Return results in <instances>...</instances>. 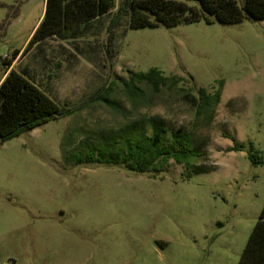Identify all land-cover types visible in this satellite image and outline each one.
<instances>
[{
    "label": "rangeland",
    "instance_id": "rangeland-1",
    "mask_svg": "<svg viewBox=\"0 0 264 264\" xmlns=\"http://www.w3.org/2000/svg\"><path fill=\"white\" fill-rule=\"evenodd\" d=\"M131 0L37 43L15 70L62 110L0 144V264H238L264 207V20L132 28ZM195 5L192 0H184ZM46 0H0V80ZM121 6L125 15L113 19ZM159 69L160 90L133 73ZM102 92V99L90 100ZM221 101L207 105L201 90ZM186 95L197 98L191 103ZM185 137L191 157L131 170L130 149ZM233 138L236 140L234 141ZM236 143L240 152H229Z\"/></svg>",
    "mask_w": 264,
    "mask_h": 264
},
{
    "label": "trees",
    "instance_id": "trees-1",
    "mask_svg": "<svg viewBox=\"0 0 264 264\" xmlns=\"http://www.w3.org/2000/svg\"><path fill=\"white\" fill-rule=\"evenodd\" d=\"M192 1L195 5H189L184 0H131L129 4L131 27L178 26L201 20H205L208 24L264 20V0ZM116 2L117 0H46L44 14L22 56L32 50L37 43L58 37L67 30L111 14L116 8ZM124 15L125 8L121 6L113 19L112 26L117 27ZM21 52L22 50L17 51L14 59ZM145 80L153 84L157 91L167 82L162 72L154 68L148 73H133L125 85L130 94L136 96L143 92L137 84ZM103 90L101 89L90 100V103L101 100ZM201 94L207 105H211L212 100L216 103L221 101V91L210 95L202 89ZM186 98L191 103L197 102V98L193 95H186ZM88 105L89 102L76 109L62 110L39 86L12 69L0 83V144L20 137L49 122L72 115ZM233 140L236 141L234 138ZM244 149V144L236 143L229 149V152H240ZM191 155L190 145L185 137L174 136L172 146L162 149L160 135L156 134L146 147L140 149L137 146L130 149L124 156V162L135 161L136 164L131 168L135 172L153 173V167L145 168L143 164H152L162 156L182 164L189 160ZM248 157L252 163L264 165V157L253 143L249 146ZM238 264H264V207Z\"/></svg>",
    "mask_w": 264,
    "mask_h": 264
},
{
    "label": "crops",
    "instance_id": "crops-1",
    "mask_svg": "<svg viewBox=\"0 0 264 264\" xmlns=\"http://www.w3.org/2000/svg\"><path fill=\"white\" fill-rule=\"evenodd\" d=\"M42 18V17H41ZM39 22H40V20H39ZM39 22H38V24H39ZM38 24H37V26H38ZM36 26V27H37ZM35 27V28H36ZM57 37V36H56ZM56 37H53V38H56ZM22 50V52H21V54L16 58V59H14V61L12 62V65L9 67H7V70L5 71V73H4V75L2 76V78H1V80H0V83L3 81V79L6 77V75L9 73V71L10 70H12V69H15V65H16V63L17 62H19V59H21V58H23L24 56H22V53H23V51H24V49H21ZM36 84V83H35ZM45 93H46V91L45 90H43Z\"/></svg>",
    "mask_w": 264,
    "mask_h": 264
},
{
    "label": "built area",
    "instance_id": "built-area-1",
    "mask_svg": "<svg viewBox=\"0 0 264 264\" xmlns=\"http://www.w3.org/2000/svg\"><path fill=\"white\" fill-rule=\"evenodd\" d=\"M9 60H10V56L9 55H5V56L1 57L0 58V65L1 64H5Z\"/></svg>",
    "mask_w": 264,
    "mask_h": 264
}]
</instances>
